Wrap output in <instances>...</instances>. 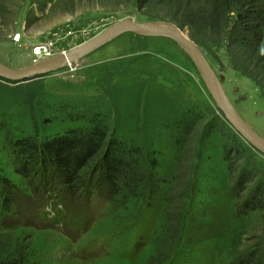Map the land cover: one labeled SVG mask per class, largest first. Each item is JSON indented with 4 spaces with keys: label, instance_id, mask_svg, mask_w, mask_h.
<instances>
[{
    "label": "rangeland",
    "instance_id": "374dc122",
    "mask_svg": "<svg viewBox=\"0 0 264 264\" xmlns=\"http://www.w3.org/2000/svg\"><path fill=\"white\" fill-rule=\"evenodd\" d=\"M170 15L159 2L0 0V61L26 65L122 18L173 22L196 40ZM199 46L231 104L264 137V89L229 63L223 47ZM97 121L106 141L118 139L132 153L137 175L134 188L123 184L110 198L87 184L100 155L80 170L75 190L46 187L34 169L24 174L10 148L23 135L40 141ZM245 168L256 177L241 187ZM0 175L17 188L10 208L0 204L5 264H264V204L258 195L250 200L264 179V153L230 125L170 37L126 31L47 73L0 77ZM170 213L178 224L169 225ZM13 248L15 261L5 262Z\"/></svg>",
    "mask_w": 264,
    "mask_h": 264
},
{
    "label": "trees",
    "instance_id": "16d2710c",
    "mask_svg": "<svg viewBox=\"0 0 264 264\" xmlns=\"http://www.w3.org/2000/svg\"><path fill=\"white\" fill-rule=\"evenodd\" d=\"M136 2L140 6L163 3L172 14L170 15L172 19L179 25L189 26L199 45L208 50L213 45L223 47L229 63L264 89V52L261 50V39L264 34V0H136ZM258 75H262V78ZM106 140V133L97 121L88 129L68 128L40 141L35 136L23 135L14 140L10 148L19 154L18 159L27 167L24 174L34 169L42 174L39 176L44 177L43 183L46 187L54 188L57 184L64 183L75 190L84 181L80 170L96 155H100L87 177V184L99 194L110 198L116 195L123 184L134 188L137 175L134 174L132 167L134 163L132 153L127 151L125 144L115 138ZM235 150L236 155L240 157L239 150L237 148ZM255 177L250 168H245L238 183L243 187ZM0 184L4 185L3 191L0 192V204L4 209H8L15 198L13 189L16 187L4 175H0ZM256 195L258 197L254 198ZM253 198L254 201L258 199L264 204V179L257 185L250 200L253 201ZM166 199L171 200L168 196ZM181 204L182 202L179 210ZM168 205L165 206L167 211ZM166 217L169 225L174 224L175 220L178 224V213L177 217L171 213ZM10 250V254L4 255L5 262L15 261L16 250L15 248ZM23 257L25 256L19 258ZM0 264L5 263L0 260Z\"/></svg>",
    "mask_w": 264,
    "mask_h": 264
},
{
    "label": "water",
    "instance_id": "95a60500",
    "mask_svg": "<svg viewBox=\"0 0 264 264\" xmlns=\"http://www.w3.org/2000/svg\"><path fill=\"white\" fill-rule=\"evenodd\" d=\"M132 31L143 35H163L176 41L190 56L219 109L230 125L255 149L264 153V137L257 133L237 112L224 93L219 78L198 43L173 22H138L122 18L99 30L88 39L43 59L20 67H11L0 61V77L23 81L65 66L99 47L113 37Z\"/></svg>",
    "mask_w": 264,
    "mask_h": 264
},
{
    "label": "bare ground",
    "instance_id": "6f19581e",
    "mask_svg": "<svg viewBox=\"0 0 264 264\" xmlns=\"http://www.w3.org/2000/svg\"><path fill=\"white\" fill-rule=\"evenodd\" d=\"M147 36V35H146Z\"/></svg>",
    "mask_w": 264,
    "mask_h": 264
}]
</instances>
